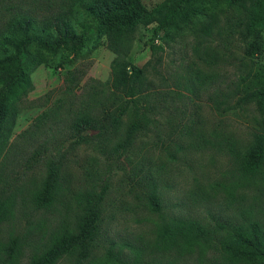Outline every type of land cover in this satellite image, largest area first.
<instances>
[{"label": "rangeland", "instance_id": "374dc122", "mask_svg": "<svg viewBox=\"0 0 264 264\" xmlns=\"http://www.w3.org/2000/svg\"><path fill=\"white\" fill-rule=\"evenodd\" d=\"M167 1L144 0L147 14L131 33L128 60L143 69L153 103L163 109L150 115L149 130L128 152L111 150L132 112L106 154L69 138V122L94 102V94L104 93L100 99L108 109L119 104L111 88L116 54L105 34L94 32L77 58L65 50L56 56L33 51L24 58L34 87L13 104L0 139V264H30L53 235L75 229L83 214L79 196L100 194L104 187L102 231L87 264H244L221 243L250 219L264 226V163L258 171L245 167L264 115L256 101L236 105L258 88L264 30L249 31L245 8L216 5L203 6L189 25L176 20L155 34L157 24L150 21ZM205 28L211 33H203ZM71 72L80 81L68 93ZM243 78L248 81L240 88ZM221 94L229 95L225 106L231 107L223 114L213 108ZM44 113L50 117L37 128ZM57 161L63 163L62 190L38 208L34 197L49 163ZM151 179L158 186L159 212L148 198ZM191 221L210 230L205 253L184 246L176 233ZM260 254L264 260V248ZM72 261L70 255L59 264Z\"/></svg>", "mask_w": 264, "mask_h": 264}, {"label": "trees", "instance_id": "16d2710c", "mask_svg": "<svg viewBox=\"0 0 264 264\" xmlns=\"http://www.w3.org/2000/svg\"><path fill=\"white\" fill-rule=\"evenodd\" d=\"M216 5L245 8L249 31L256 34L264 30V0H168L150 23L157 24L154 33L158 34L171 28L176 20L189 25L200 14L203 6ZM146 14L144 0H0V139L6 131L13 104L27 97L34 87L31 78L33 69L24 58L33 51L56 56L63 50L77 58L95 32L107 36L109 48L116 54L112 63L111 88L114 94L119 95V104L114 109H108L100 99L104 93L94 94V102L87 108L83 107L69 122V138H75V145L92 146L101 154H106L108 146L122 127L123 118L132 112V121L126 125L121 139L111 152L125 153L132 150L138 137L149 130L152 124L150 115L159 114L163 109L153 103L155 94L148 92L143 69L128 60L131 33ZM203 33L208 35L211 29L205 28ZM79 81L76 73H68L66 91L75 92ZM247 81L248 78H243L240 88ZM257 85L255 91L247 92L236 105H248L256 101L264 115V66L260 68ZM190 91L194 92L193 89ZM178 95L186 96L183 93ZM218 98L213 108L222 114L230 110L231 107L225 106L229 95L221 94L222 100ZM97 106L103 107L98 113ZM49 117V113L40 116L37 128L42 127ZM86 131L92 134H83ZM254 139L245 167L258 171L264 163V118ZM62 171L63 163L60 161L49 163L46 177L34 197L38 208L49 206L62 190ZM151 180L148 198L153 210L159 212L161 200L158 186ZM107 191L108 188L104 187L100 194L89 192L80 195L78 202L83 206V214L75 229L53 235L47 247L35 255L30 264H59L70 255L73 257L72 264H87L94 244L101 235L102 204ZM242 213L245 217L243 210ZM218 225L220 229L224 228L220 223ZM178 229L176 233L182 237L184 246L192 249L201 247L206 252L211 233L204 225L191 221ZM169 231L165 229L166 233ZM221 246L234 261L264 264L260 254L264 248V226L250 219L248 224L243 223L234 233H229V238Z\"/></svg>", "mask_w": 264, "mask_h": 264}]
</instances>
